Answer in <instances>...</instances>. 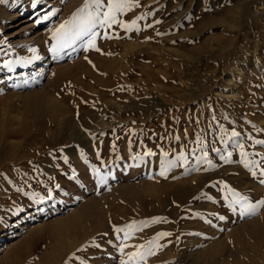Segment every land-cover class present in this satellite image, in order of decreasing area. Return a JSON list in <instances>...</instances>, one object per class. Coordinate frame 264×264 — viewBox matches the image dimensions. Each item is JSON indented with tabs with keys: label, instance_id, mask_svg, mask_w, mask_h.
I'll return each mask as SVG.
<instances>
[{
	"label": "rangeland",
	"instance_id": "obj_1",
	"mask_svg": "<svg viewBox=\"0 0 264 264\" xmlns=\"http://www.w3.org/2000/svg\"><path fill=\"white\" fill-rule=\"evenodd\" d=\"M262 142L264 0H0V264H264Z\"/></svg>",
	"mask_w": 264,
	"mask_h": 264
},
{
	"label": "snow or ice",
	"instance_id": "obj_2",
	"mask_svg": "<svg viewBox=\"0 0 264 264\" xmlns=\"http://www.w3.org/2000/svg\"><path fill=\"white\" fill-rule=\"evenodd\" d=\"M126 2H128V0H110V6L115 5L117 8H122L124 3H126ZM88 3H89V0H85V8L88 7ZM92 3H94L97 7L100 6V0H92ZM81 11H83V9H81ZM112 22L114 23L115 21L113 20ZM121 26L127 27V25H121ZM80 34H86V33L81 31ZM71 35H72V29L69 28V24L66 22L65 24H61L60 27L56 30V32L53 35V39L59 38L61 40H67ZM90 44H91V41H90ZM52 50L56 51V48H53ZM4 66L9 68V70H11L10 64L6 63ZM232 135L236 136L237 133L233 132ZM262 143H264V142H262ZM97 155H99V154H97ZM146 155H147V153H146ZM261 176H264V172L261 173ZM261 182L264 183V180H262ZM223 188L228 189L229 194L231 196L235 197V199L233 200L234 204H242V207H244L246 205V202L248 199L246 196H242L239 193L233 191L232 189H230L228 187L227 184H224ZM258 206H264V201H260L259 205H246V210L244 212H242V215L255 214ZM157 222H159V221L153 220V223H157ZM167 235H170V234L169 233H159L157 235V239L163 238ZM149 243L151 244L152 242L150 241ZM136 247L138 250L136 252L132 253L129 256L128 261H124V262H122V264H139V262L143 261L146 256H150V255L155 254L151 247H149L147 249H145L143 245H139ZM121 251H123V248H121Z\"/></svg>",
	"mask_w": 264,
	"mask_h": 264
},
{
	"label": "bare ground",
	"instance_id": "obj_3",
	"mask_svg": "<svg viewBox=\"0 0 264 264\" xmlns=\"http://www.w3.org/2000/svg\"><path fill=\"white\" fill-rule=\"evenodd\" d=\"M25 21H26V20H25ZM23 23H24V22H23ZM21 24H22V23H21ZM0 237H1V238H4V237H5V235H3V234H2ZM0 242H1V241H0Z\"/></svg>",
	"mask_w": 264,
	"mask_h": 264
}]
</instances>
